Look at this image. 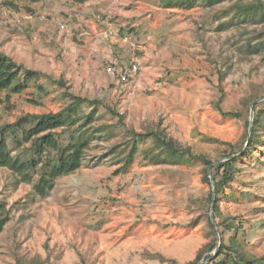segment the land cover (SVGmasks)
Here are the masks:
<instances>
[{
	"label": "rangeland",
	"instance_id": "374dc122",
	"mask_svg": "<svg viewBox=\"0 0 264 264\" xmlns=\"http://www.w3.org/2000/svg\"><path fill=\"white\" fill-rule=\"evenodd\" d=\"M3 1L0 49L29 69L63 80L66 89L39 75L20 94L2 93L0 134L27 115L61 111L70 102L67 92L105 102L125 125L99 107L87 126L93 142L82 168L57 180L47 197L34 191L37 176L25 183L0 167V205L9 214L0 235V264H190L214 237L219 246L203 165L157 162L154 142L140 140L135 160L125 166L133 145L128 129L144 133L160 126L215 163L246 148V123L255 105L259 112L263 108L264 51L253 50L264 40V23H239L242 0L215 6L187 0L168 6L160 0H27L16 10ZM111 60L118 71L134 64L139 71L117 80L106 70ZM82 111L90 114L92 108L85 104ZM75 133L58 130L56 136L66 147ZM17 137L22 140V133ZM7 141L15 157H30V145L20 147L13 133ZM256 152L260 159L238 165L219 206L243 222L237 236L253 255L264 257V225L256 223L264 216V143ZM53 156L48 152L46 160ZM234 234L226 231L224 237ZM216 254H205L198 264Z\"/></svg>",
	"mask_w": 264,
	"mask_h": 264
},
{
	"label": "trees",
	"instance_id": "16d2710c",
	"mask_svg": "<svg viewBox=\"0 0 264 264\" xmlns=\"http://www.w3.org/2000/svg\"><path fill=\"white\" fill-rule=\"evenodd\" d=\"M27 0H4V6L10 9H18L19 3ZM33 4L41 3L46 0H29ZM76 4H86L91 0H71ZM163 5H172L174 3L183 2L186 0H160ZM190 2L201 1L208 6H215L226 0H187ZM246 4H244V2ZM236 12L239 23L259 20L264 23V0H242ZM254 53L264 51V40L259 46L254 47ZM45 76L52 82L58 84L63 89H66V83L63 80H55L48 74L40 73L36 70L27 68L24 64L16 62L11 56L7 55L0 49V95L4 92L22 93L28 88L29 82L36 79L37 76ZM70 102L61 111L53 113H44L40 115H27L14 124L5 127L0 134V167L7 168L21 178L22 182L33 183L37 176L34 185V191L41 197H47L55 188L57 180L64 176L71 175L77 172L83 166V161L86 152L91 147L93 136L89 134L87 126L92 125V119L97 113L99 107H105L110 113L119 117V122L123 125L124 117L115 108L105 104L98 99H88L76 96L67 92ZM256 98L252 99V103ZM221 101V100H220ZM217 103V107L221 110V102ZM89 105L92 108L90 114H85L82 111L83 105ZM263 108L259 112L258 105L254 107L253 121L249 120L246 127L250 134L246 137V148L243 146L237 152H231L225 155L223 162L215 163L209 156L195 153L190 147L183 146L172 137H170L160 126L154 127L144 133H137L134 129L129 128V134L132 136L133 145L130 148L129 154L126 156L125 166L130 165L135 160L139 153V141L151 140L154 142L157 154H151L154 159H159L157 162L181 164L185 161H199L204 168L203 181L211 186L209 201L212 203L213 187L211 184V176L215 183L216 203L214 207V221L216 226L210 222L212 228L220 229V245L218 239L214 237L210 244L205 246L198 254L196 260L190 264H198L205 254L213 253L217 250L216 255H210L207 260L208 264H264V257L253 255L247 247L244 240L239 239L237 233L243 226V222H237L236 217L225 216L219 206L220 197L228 198L226 187L235 180L236 170L239 164L244 162V159L253 157L260 159L256 152L257 146L264 143V101ZM222 114L237 117L238 115L232 112ZM31 121L32 126H25V123ZM75 128L76 133L72 136L68 146L64 147L62 142L56 136L58 130H69ZM15 135L16 141L20 147L22 145H30V157L21 159L15 157L9 148L7 135L9 133ZM18 132L22 133V140L17 137ZM48 152L54 154L53 158L46 160ZM238 153H241L239 156ZM264 154V152H261ZM149 151H146V156ZM235 156V157H233ZM263 161H259L262 164ZM230 197H235L231 194ZM259 213H264L261 211ZM260 215V214H258ZM262 215V214H261ZM257 221V227L264 225V216ZM9 222V214L5 211L3 205H0V235L5 230ZM234 232V236L227 240L224 237L225 232ZM83 264L85 260L83 259Z\"/></svg>",
	"mask_w": 264,
	"mask_h": 264
},
{
	"label": "built area",
	"instance_id": "2783aa9c",
	"mask_svg": "<svg viewBox=\"0 0 264 264\" xmlns=\"http://www.w3.org/2000/svg\"><path fill=\"white\" fill-rule=\"evenodd\" d=\"M2 15H4V12L0 10V18ZM60 27L64 30L68 28V25L60 24ZM116 66L117 60H111V62L107 65L106 70L111 76L121 81L128 80L139 71V67L136 64L131 65L130 68L121 71H118Z\"/></svg>",
	"mask_w": 264,
	"mask_h": 264
},
{
	"label": "water",
	"instance_id": "95a60500",
	"mask_svg": "<svg viewBox=\"0 0 264 264\" xmlns=\"http://www.w3.org/2000/svg\"><path fill=\"white\" fill-rule=\"evenodd\" d=\"M253 121V114H252V117H251V122ZM250 129H251V126H250ZM211 178V184H212V187H213V199H212V203H211V219L212 221H214L213 219V212H214V207H215V203H216V190H215V183L212 179V176L210 177Z\"/></svg>",
	"mask_w": 264,
	"mask_h": 264
}]
</instances>
